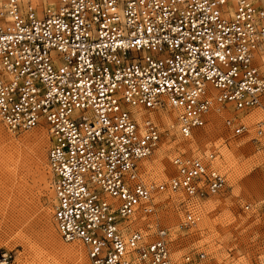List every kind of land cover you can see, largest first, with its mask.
I'll use <instances>...</instances> for the list:
<instances>
[{"label": "built area", "instance_id": "2783aa9c", "mask_svg": "<svg viewBox=\"0 0 264 264\" xmlns=\"http://www.w3.org/2000/svg\"><path fill=\"white\" fill-rule=\"evenodd\" d=\"M228 5L57 0L38 13L6 0L0 7V119L14 131L47 123L53 222L64 241L85 247L90 264H175L163 231L148 240L127 221L155 193L181 191V226H194L198 200L226 186L216 152L178 153L168 180L142 182L139 163L161 130L152 118L137 123L126 106L171 102L187 138L211 107L210 83L219 100L264 115V68L254 56L264 44V10L250 0ZM256 129L261 135L264 118ZM246 130L238 122L232 135ZM203 257L187 252L181 264ZM9 258L0 253V264Z\"/></svg>", "mask_w": 264, "mask_h": 264}, {"label": "rangeland", "instance_id": "374dc122", "mask_svg": "<svg viewBox=\"0 0 264 264\" xmlns=\"http://www.w3.org/2000/svg\"><path fill=\"white\" fill-rule=\"evenodd\" d=\"M30 1L39 9L45 5H54L53 3L50 6L49 0ZM250 1L255 6L264 8V0ZM226 105L228 106L223 108L231 110V116L221 115L215 123L210 122L207 115L204 124L198 127L205 131L211 130L205 143H194V136L185 141L186 138L176 129V111L173 108H142L145 113H150L149 116L151 112L160 111L174 114H171L173 117L169 121L151 116L161 130L159 143L166 145L162 153L165 163L154 162L156 151L161 145L158 143L152 154L139 163L138 170L144 182L168 180L175 173L172 157L178 153L189 157L216 152L218 156L215 163L226 176L224 190L198 200L196 206L200 216L194 226L180 227L184 218L182 203L187 197L181 191H163L156 194L152 201L154 212L143 214L145 219L141 227L146 228L149 233L157 226L165 227L169 231L170 254L176 262L187 252L202 251L206 257L201 264H264V134L255 135L254 120H243L247 130L233 136L224 125L225 118L233 117L236 113L239 118L249 119L254 116L250 112H256L257 109L243 110L250 114L244 115L240 111L239 115L232 111V104ZM44 128L40 125L29 131L10 132L0 121V253L7 252L10 255L7 264L53 262L49 253V237L45 230V220L48 218L57 231L52 219L53 192L47 164L44 167V171H47V185L44 187L39 184V175L30 162L33 154L31 143L25 147L26 155L30 152L29 158L17 160L7 149L8 142H21L28 134ZM44 149L46 155L48 142ZM136 221L138 224L143 222Z\"/></svg>", "mask_w": 264, "mask_h": 264}, {"label": "bare ground", "instance_id": "6f19581e", "mask_svg": "<svg viewBox=\"0 0 264 264\" xmlns=\"http://www.w3.org/2000/svg\"><path fill=\"white\" fill-rule=\"evenodd\" d=\"M5 2H6V0L0 1V7H2L5 4ZM18 2L24 8L27 5H29V4L32 5L34 7V9L38 13L42 12V10H44V9L53 10V9H55V7L57 5V0H55V1L54 0H49L50 6H52L53 3H54V5L52 7H49V6H46L45 5V6L41 7V9H39L35 5V3L32 2V1H30V0H18ZM227 2L229 3V5H228L229 8H233V2H234V0H227ZM250 2L252 3V1H250ZM257 8H261L262 10H264V8H262V7H257ZM0 21H2V20H0ZM255 50H256V53H254V56L258 58V63H260L261 66L264 68V54H263L264 44H259L256 47ZM205 85H206V89H207V94H208V96H209V98L211 100L210 101L211 107L209 108V110L207 111V113L204 116L203 124H204V122L206 120L205 118L207 117V115H209L208 116V120H211L210 122H215V123H217L216 121H218L217 119L221 115L222 116H226V115H228V116L230 115L231 116L233 114L232 112H230L231 110H228L227 108L226 109L223 108V107H227L228 106L226 104H232V106H233V109L231 108L232 111L238 112L239 115L241 114L240 111L244 112L243 110H240V109L235 108L234 104L231 103V102L219 100L218 97H219L220 93L218 94V90L216 91L215 87L212 84L205 83ZM166 103L167 104L159 105L156 108H148V107L138 106V105L137 106L136 105H131V106L128 105V106H126V108L131 112V114L134 117V119L136 120V122L137 123H141L147 117L151 119L152 118L151 116H153L155 118H158L159 120H165V121L171 120V118L173 117V116H171V114L174 115L171 112L170 113L169 112H165V111H160V112H157V113L151 112V116H149L150 113H145L142 110V108L152 110V109H160V108H164L166 106H169V107L173 108L176 111V116H175L176 117V119H175L176 120V125L175 126H176V129L179 131V129H178V122H177V116L179 114V110L178 109H175L173 106H171L170 105L171 102L168 103L167 100H166ZM256 109H257L256 112H254V111L250 112L254 116H252L249 119H245V118H242V117L239 118L236 113H234V115H233L234 118L233 117L225 118V120H224L225 127L229 128L230 129V132L232 133L233 126H235L238 122H243V120L244 121L246 120V121L250 122V121H253L254 120V127H255L254 128V131H255V135H257L258 134L257 133V130L258 129H256V128H257L258 124H260L261 121L263 120L264 115H263L262 112H260V110L258 108H256ZM256 109H252V110H256ZM249 111H251V110H249ZM250 113H245L244 112L243 114L246 115V114H250ZM0 121L5 126V128L8 131H10V132L29 131V130H32V129L36 128L37 126H40V125H43L45 127L44 130L46 132L43 129L36 130V131L28 134L24 138H22L21 139V142H17V143L12 142V141L8 142V146L9 147L7 148V146H5V148H7L9 150V152H11L17 158V160H20V159H25V157L26 158H29L30 157L29 156L30 155V152L27 153L29 155H26L25 147L27 146L28 143L29 144L31 143V145L33 146V148H31V149H33V150H31V152L33 154L31 153L32 154L31 155L32 159H31L30 162L33 163L34 168H35L36 172L39 175V182H40L39 184L40 185H44V187H46L45 185H47V183L45 184V180H46V177H45L46 174H45V172H47V171H44V167L47 164L48 172L51 174V177H50L51 178L50 187H51V190L53 192L52 184H51V182H52V173H51V170L49 168L48 158H47L48 149H49V146H50V143H51V140H50V130H49L48 125L45 122V120L42 119L36 126L30 128V129L20 130V131H14L13 129L8 128L1 119H0ZM210 124L211 123H209V126H211ZM210 132H211V130L210 131H205V129H200V128L198 129V127H196V128H194L192 130L190 136H191V138H192V136H194V138H193L194 139V143H198V142H204L205 143V141H207L206 140L207 139L206 138L207 137V134H209ZM261 133L262 134L259 135V136H263L264 129H262V132ZM188 139H190V138L187 137L185 139V141L188 140ZM47 142H48V149H47V152H46V155H45V149H44V147L47 144ZM159 144H161V143H159ZM190 144H192V143H190ZM202 145H203V143H202ZM186 146L189 148L188 145H186ZM165 147H166V145L162 143L160 145V147L157 149V151H156V157H155V161H154L155 163L161 164V162L163 161L162 153L166 149ZM29 149L27 148V150H29ZM208 154L209 153H207V154H205L203 156H206ZM217 156H218V154H217ZM216 157H215V161H216ZM143 159H145V158H143ZM162 163H165V162L163 161ZM215 166H217V165L215 164ZM139 178H141V175H139ZM141 180H142V182H144L142 178H141ZM144 183L145 184H157L158 182H149V183L144 182ZM23 185L25 187V184H23ZM159 193H161V192H159ZM156 194H158V193H155L154 195H152V198L150 199L149 202H145V203H143L142 206H140L139 208H137L134 211V213L131 215L130 219L127 222L129 223V226L130 227L137 228L143 234V236L145 238H147L148 240H151L154 236H158L160 234V232L163 231L165 233L163 235L165 236V238L168 241L170 234H169V231L165 227L157 226V227H155V230H153L151 233H149L146 228H142L141 227L143 225V223H144L143 220L145 219V215H143V214H151V213L154 212V203L152 201H153V198L156 196ZM212 195H214V194H212ZM110 200L112 201V198ZM53 202H54V193H53V196H52V205H53ZM52 205H51V208H52ZM147 209H150V211H145ZM45 216H46V214H45ZM46 219L47 220H45V227H46L45 230H46V232L48 234V237H49V244H48L49 245V248H50L49 253H50V255H52V258H53V259L51 258L53 260V262L51 264H90L89 259H88V256H87V253H85L86 252L85 247L81 243H79V242H68V244L67 243H64L66 241H64L60 237V235H58L59 234V233H57L58 231H55L54 227L49 223L48 218H46ZM135 220H139V221H143V222H140L138 224L137 221L135 222ZM198 220H199V218H198ZM151 227L152 226H150V228ZM180 227L183 228V226H181V224H180ZM83 248L85 249V251H84ZM199 252L203 254L204 257H203L202 261H204L205 260V257H206L205 253L202 252V251H199ZM182 256H181V260H182ZM181 260L179 262H176V261H174V262H175V264H181ZM201 262H200V264H201Z\"/></svg>", "mask_w": 264, "mask_h": 264}]
</instances>
